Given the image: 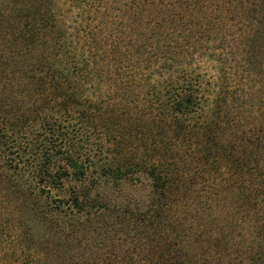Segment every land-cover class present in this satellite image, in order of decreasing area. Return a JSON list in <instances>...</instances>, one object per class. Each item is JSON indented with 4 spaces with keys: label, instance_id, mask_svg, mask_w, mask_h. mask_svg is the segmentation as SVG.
<instances>
[{
    "label": "trees",
    "instance_id": "1",
    "mask_svg": "<svg viewBox=\"0 0 264 264\" xmlns=\"http://www.w3.org/2000/svg\"><path fill=\"white\" fill-rule=\"evenodd\" d=\"M60 1L62 11L58 0H0V262L6 249L34 248L31 210L10 200H34L45 214L30 217L36 225L79 221L110 209L89 194L101 181L144 175L151 197L130 215L145 245L115 264H264V122L248 120L247 95L231 88L237 70L262 68L264 0H201L203 44L79 36L86 0ZM97 1L117 4L100 12L99 33L115 19L119 31L135 28L153 3ZM58 194L64 201L50 206Z\"/></svg>",
    "mask_w": 264,
    "mask_h": 264
},
{
    "label": "rangeland",
    "instance_id": "2",
    "mask_svg": "<svg viewBox=\"0 0 264 264\" xmlns=\"http://www.w3.org/2000/svg\"><path fill=\"white\" fill-rule=\"evenodd\" d=\"M171 3L172 0H153L149 7L146 6L149 8L150 13L143 11L142 15L137 17L138 21L134 22L135 28L128 29L125 27L123 31H119L122 23L120 20L115 19L113 22L102 23L101 27L103 30L99 33L96 27L99 24L98 21L107 18L105 15L101 16L100 12L107 10L109 14H113L117 4L109 2L104 10L100 6L97 7V0H86L85 4L83 3L85 8V12H83L84 19L81 22H76L78 34L79 36L83 35L96 40L103 39L107 42L116 39L124 43H205L206 38L201 37V34L199 35V32L206 24L205 19L202 17L203 7L201 0H198L195 8L186 9H181L180 5L172 6ZM63 8L64 4L58 0V10L62 11ZM76 10L74 9L73 12L75 13ZM95 10L100 11L94 13ZM177 24L181 25L176 27ZM185 27L194 30L188 34L186 30H182ZM201 58L200 70L203 72L204 82L209 83L212 79V74H214V64L207 56ZM257 59L258 61L262 60L260 72L256 74L250 73L248 77L244 78L242 71L237 70L234 81L232 80L233 85L231 88L236 95L243 94V98L244 94L247 95L244 115L248 116L249 121L252 120L259 123L264 122L263 54L261 53ZM224 77H228V74L224 73ZM205 85L208 87L209 84ZM241 101L242 99L239 98L238 102ZM89 174L96 175L97 173L89 172ZM70 190L71 188L66 187L64 191L69 193ZM89 194L90 197H95V200L108 201L110 209L92 213L90 217L82 216L79 221L70 217L69 214H63L52 220V223L42 221L40 224L37 223V225L34 224L30 217H35L34 221H36L39 218H43L42 216L45 214L33 202L34 200H10L12 203L17 204L18 208L22 204L30 208L31 212H27L24 215L27 223L24 226L27 228V225L30 224L32 230L26 233L25 243H28L29 246H34V248L25 251L23 254L18 251L13 253V248L6 249L7 254H9L8 262L1 261L0 263L115 264V262H119L123 254L127 252L133 253V250L140 251L145 245L143 235L138 230L134 218L130 215V209H133L137 203L140 204L150 199L151 188L149 179L144 175H140L136 181L132 177L118 181L103 180ZM62 195L58 194V200H48L50 206L54 207L62 204L64 200L59 199ZM54 197L57 198L55 195ZM18 214L16 207L12 205L5 210V216L11 218L12 221L18 217ZM15 234L16 230L14 231L11 228L8 236L13 237L15 240ZM8 236L6 235L3 238L9 242ZM17 259L18 261H16Z\"/></svg>",
    "mask_w": 264,
    "mask_h": 264
}]
</instances>
